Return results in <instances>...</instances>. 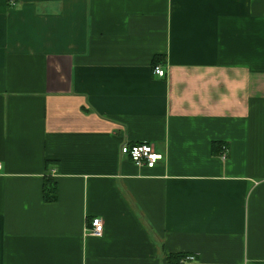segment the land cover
<instances>
[{
  "label": "crops",
  "instance_id": "0c3cea01",
  "mask_svg": "<svg viewBox=\"0 0 264 264\" xmlns=\"http://www.w3.org/2000/svg\"><path fill=\"white\" fill-rule=\"evenodd\" d=\"M0 164V264H264V0H0Z\"/></svg>",
  "mask_w": 264,
  "mask_h": 264
},
{
  "label": "built area",
  "instance_id": "2783aa9c",
  "mask_svg": "<svg viewBox=\"0 0 264 264\" xmlns=\"http://www.w3.org/2000/svg\"><path fill=\"white\" fill-rule=\"evenodd\" d=\"M152 72L158 77H164L166 75L165 69L161 65H155L152 67ZM228 149L224 147V157L227 155ZM120 153L125 155L134 165L153 167L157 161L163 158L162 154L154 151L153 147L149 143H124L120 147ZM1 171V164H0ZM87 232L94 236L99 237L103 233V222L99 217L92 218L90 221V227L87 228ZM195 257L192 255H185L180 260V264H194Z\"/></svg>",
  "mask_w": 264,
  "mask_h": 264
},
{
  "label": "trees",
  "instance_id": "16d2710c",
  "mask_svg": "<svg viewBox=\"0 0 264 264\" xmlns=\"http://www.w3.org/2000/svg\"><path fill=\"white\" fill-rule=\"evenodd\" d=\"M162 59L161 58H157L154 59V65H157ZM219 147L222 148V152L224 147L227 148L225 145L221 144V142H213L212 145V149L213 151L216 150L215 148ZM45 197L48 201H54L56 198V194H55V186H52L51 183H47L46 187H45ZM183 256H185V254H173V255H169L167 258V264H180V260L181 258H183Z\"/></svg>",
  "mask_w": 264,
  "mask_h": 264
}]
</instances>
